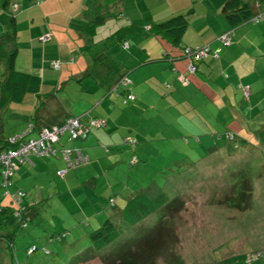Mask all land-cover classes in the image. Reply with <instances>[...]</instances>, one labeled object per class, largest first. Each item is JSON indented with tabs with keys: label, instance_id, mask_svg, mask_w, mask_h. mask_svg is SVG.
I'll use <instances>...</instances> for the list:
<instances>
[{
	"label": "rangeland",
	"instance_id": "rangeland-1",
	"mask_svg": "<svg viewBox=\"0 0 264 264\" xmlns=\"http://www.w3.org/2000/svg\"><path fill=\"white\" fill-rule=\"evenodd\" d=\"M110 19V23H117L119 18L113 16ZM149 28L145 27L142 33L147 37L136 32L122 39L130 46L135 45L136 40L138 43L141 40L156 58L161 53L166 55L160 51L159 42L148 37L151 34ZM135 35L140 37L134 41ZM81 42L82 39L77 41V44L80 43L78 46ZM19 45L20 56L25 57L28 46L23 42ZM103 49L105 56L115 63L114 76L129 71L127 77L130 90H133L135 82L132 71L118 62L120 53L127 52V47H122L116 39H108L100 47V50ZM51 54L54 56L52 51ZM76 56L72 54L68 63H73ZM41 57L35 56V65L40 63ZM80 57L83 59L85 56ZM157 60L153 64L163 67L167 63L169 66L158 69L153 81L147 82L152 92L149 90L141 98L136 94L138 100L144 99L149 103L142 105L138 111L128 109L121 99H116V92L106 85L92 86L90 92L87 91L91 81L95 80L91 76L79 82L61 81L58 88H54L58 92L53 90L57 94L50 97V101L59 97L55 119L61 117L64 111L78 116L91 108L95 113L105 115L103 106H111L110 101L118 100L116 110L119 115L125 116L123 120L131 123L129 127L133 134L141 129L139 140L145 137L142 136L144 133L152 135V139L140 140L141 145L137 150L129 144L123 146L122 160H109L103 169L90 173L91 176L96 173L100 180L105 181L104 176H100L104 172L108 182L113 185L118 183L119 187L112 190L106 185L94 187L82 181L95 197V209L88 202L80 208H74L73 202H67L68 194L74 195L76 190L82 189L74 183L62 186L60 180L63 178L51 168L42 171L37 168L32 177H25L24 183L28 186L36 184L34 193L41 196H36L34 201L38 202L26 226L19 223L11 207L6 212H0V264H109L113 257L118 260V253L137 255L142 252L141 264H264V147L259 141L254 142L252 136L256 133L248 130L242 132V137L248 139L250 144L238 141L235 147L234 142L226 140L225 132L237 133L236 130L242 125L238 126L236 120L231 121V117L227 123H219L212 116L209 122L210 126L215 125L216 132L213 148H203L205 140L202 139L200 144L198 141L194 143L195 139L191 136L186 139L191 145H183L184 140L180 138L183 137L182 132L175 118L180 106L188 108L189 112L192 109L186 102L169 97H175L179 92L189 96L190 90L180 85L178 75L168 60ZM72 67L78 68V64ZM60 70L51 69L53 73ZM147 75L152 77L153 72L150 70ZM65 77L67 74L62 79ZM84 80H87L86 84H83ZM168 83L172 88L168 87ZM139 87L141 89L142 86ZM99 91L106 95L103 105L96 103L98 100L95 97ZM122 91L123 87H120L118 92ZM1 122L2 119L0 128ZM118 122L128 126L121 120ZM3 123L6 131L16 126L15 118L7 114L3 117ZM255 127L258 131V126ZM68 141L71 140L65 133L60 136L56 147L67 146ZM133 155L137 158L134 164L130 161ZM200 157L203 158L198 160ZM190 158L194 160L191 168L182 170L189 166L187 159ZM40 160L48 165V158ZM84 166L74 168L72 172L79 177ZM4 190V187H0V195ZM157 197L160 202L178 197L183 203L178 204L171 216L167 215L165 207H161L132 226L126 224L117 213L118 209L110 205V199L121 206L133 198L152 200ZM109 217L117 225L119 234L111 243L98 249L90 241L89 233ZM8 238L12 240V247L8 246ZM160 240L162 243L156 251L148 250L150 245H157Z\"/></svg>",
	"mask_w": 264,
	"mask_h": 264
},
{
	"label": "crops",
	"instance_id": "crops-1",
	"mask_svg": "<svg viewBox=\"0 0 264 264\" xmlns=\"http://www.w3.org/2000/svg\"><path fill=\"white\" fill-rule=\"evenodd\" d=\"M241 1L248 5L252 15L264 11L263 0ZM226 2L227 0H0V8H2L0 10V47L4 52H10L16 48L15 68L29 73L32 77L22 101L2 102L0 93V120L2 119L0 140H9L25 132L29 124H34V116L39 124H49L55 121L52 117L58 112L56 102L59 97L50 101V98L45 99L44 96L50 95L53 90L58 92V89L54 88H58L61 81L67 83L68 80H77L79 82L84 77H88L83 74L91 67L92 62L81 49L86 43V36L82 29L86 24H89L88 20L94 13L99 12L107 17L102 25L95 28L94 41L97 38L103 39L104 36L113 33L119 27L130 23L145 28L182 13L186 15L188 25L179 46L172 45L158 35L150 34L148 37L159 42L160 51L165 52L166 55L158 54V58L169 61L176 76L178 75V78L184 83H188L184 87L189 88V93L192 95V104L186 102L188 94L179 92L175 97H169L176 98L181 103L186 102L192 109L189 112L188 108L184 109L183 106H180L175 118L182 132L181 136L183 137L180 138L184 140L183 145H191V142L186 140L187 137L191 136L195 139L194 143L198 141L200 144L202 139L205 140L203 148H213L216 132L215 125L210 126V116L217 118L219 123H227V119L230 117L231 121L236 120L238 126L241 124L242 127L236 130L237 133H233L239 138L240 143L249 145V140L242 137V132L248 130L256 133L255 126L259 128L264 124V21L259 24L246 21L231 27L225 18ZM113 16L119 18L117 23H110L111 19L109 20V18ZM229 29L233 30L232 40L230 45L225 46L218 40V36ZM47 35L49 38L43 40L42 38ZM142 35L147 37L145 34ZM136 37L139 39L140 36L135 35L134 41ZM79 39H82L80 46H78L80 43L77 44ZM20 42L28 46L25 57L20 56ZM205 44H209L211 48H220L219 53L199 63L195 74L188 75L189 82H187V77H184L187 75V59L182 55V47ZM127 50L124 54L123 52L120 53L118 62L120 61L119 63L132 71L131 75L135 87L129 91L135 95V99L130 100L125 105L128 109L138 111L142 105L149 103H146L144 99L138 100L136 94L141 98L143 95H147L149 90L152 92L151 86L147 82L153 81L158 69L166 68L169 64L165 63L162 65L163 67L157 63L153 64V62L158 61V58L152 56L154 52L149 51L141 40L139 43L136 40L133 46H130L129 43ZM51 51L54 56H52ZM72 54H77V56L74 57L73 63H68ZM38 55L42 56L41 61L35 65V56ZM80 55L85 57L82 59ZM52 60H59L60 69L63 68L62 70L59 69V73L51 71L53 68H51L50 62ZM75 64H78V68L72 67ZM5 70V64L0 57V81ZM150 70L151 73L153 72L152 77L147 75ZM128 73L129 71L125 70L127 76ZM64 74H67V77L62 79ZM86 82L87 80H84L83 84ZM100 84L101 81L96 79L91 81V87L87 91L90 92L92 86H101ZM139 85L142 86L141 89ZM170 88H172L171 85ZM245 88H249L251 91L249 100L243 98ZM117 95L118 98L116 99H121L122 102L123 93L120 92ZM105 96V93L102 95L100 91L98 92L95 97L98 100L97 105L105 103ZM121 96L122 98H120ZM116 101H110L111 106L108 104L103 106L105 115L95 113L93 108L78 116L64 111L65 116H81L83 123L90 129L86 138L68 141L67 146L64 147H78L88 156V162L80 172L79 177L72 172V169L76 167H68L59 156L48 157L47 165L40 160L45 159V157L31 155L18 166L13 173L12 181L7 187H4L5 190L0 195V205H10V196H7V192L12 194L16 190L22 189L26 192L24 199L27 209L31 210L32 218L33 207L38 202L34 200L37 198L36 196L40 197L41 195L34 193L37 185L28 186L26 182L24 183V178L30 175L32 177L37 168L41 171L51 168L56 175L63 178L60 180L62 186H70V183H74L82 189L76 190L74 195L68 194L67 202H73L74 208H80L88 202L95 209L96 205L93 202L95 197H92L93 195L82 181L85 180L86 184L94 187L106 185L112 187V190L119 187L118 183L114 185L109 183L104 172L100 176H104L105 181L100 180L96 173L92 176L90 173L96 169H103L109 160L115 162L122 160V147H127V144L122 142L123 137L132 136L136 138L137 143L132 146L136 150L141 145L140 140L151 141L152 139V135L144 133L142 136L145 137H140L139 140L141 129L135 130L133 134L129 127L131 123L123 120L125 116L119 115L120 113L117 112ZM203 109L205 110L204 113H202ZM6 114L8 117H14L16 122L14 123L16 126L8 129V131L5 130L3 123V117ZM94 119L105 120L106 126L98 128L91 125L90 122ZM120 120L127 123L128 126L125 127L120 124L118 122ZM253 127L254 129H252ZM35 134L34 130L31 133L28 132V136ZM252 138L254 142L259 141L256 134ZM160 140L164 139L160 138ZM191 156L194 157L193 154ZM134 157L135 155L130 159L132 164L137 162ZM201 158L203 157L198 160ZM187 160L190 161V164L182 170L191 168L194 162L191 158ZM63 169H66L65 172L59 174V171ZM9 186H11V190H9Z\"/></svg>",
	"mask_w": 264,
	"mask_h": 264
},
{
	"label": "trees",
	"instance_id": "trees-1",
	"mask_svg": "<svg viewBox=\"0 0 264 264\" xmlns=\"http://www.w3.org/2000/svg\"><path fill=\"white\" fill-rule=\"evenodd\" d=\"M252 17H253L252 12L248 8V5L243 4V2L241 0H227V2L225 4V18H226L227 23L231 27L239 25V24L246 22V21L253 23L251 21ZM106 18H107L106 16L100 14L99 12L97 14L94 13L93 16H91L89 18V20H88L89 24L88 25L86 24L85 27L83 26L84 28L82 27L83 28L82 32H84V35L86 36V38H85L86 43L82 46L81 49L83 52H85V54L88 55V57L90 58V60L92 62L91 67H89V69H87L83 75L84 76H91V77L95 78L96 80H98L99 82L101 81L100 85H106L108 87V89H111L112 87H114L118 83V81L120 80V78L123 76L124 73H122L118 76H114L115 63H114V61H112L110 59V57L105 56L104 49L100 50V47H102L107 42L108 39L109 40L116 39L119 41L120 45L122 46L123 42L126 41V40L122 39L123 37H126L130 33H136V32L143 33L145 28L143 26H139V25L130 23L128 25L121 26L120 28L115 30L113 33L106 35L105 38H103L101 40L99 39V40L94 41L93 36H94L95 28L98 27L99 25H102ZM262 21H264V20H261L259 22L253 23V24H259ZM187 25H188L187 17L185 14L181 13V14H176V15H174L168 19H165L163 21L152 24L149 28V31L151 34L158 35V36L162 37L163 39L167 40L172 45L179 46L180 42L182 40L183 33L187 28ZM12 31L14 32V30H12ZM205 45H208L210 49L208 50L207 55L205 57H201L198 59H194L193 57H185V55L183 54V49L187 46L182 47V55L185 57V59H187V75H184V77L186 76L187 79H188V75L195 74V72L197 71L199 63L207 60L209 57L215 56L216 53H219V51L216 52L217 48H211V46L209 44H205ZM205 45L189 46V47L195 48V47H202ZM0 50L2 51V53L0 54L1 55L0 57H1L3 63L5 64V67H6L5 72L1 75L2 80L0 81L1 100H2V102H4V101H6V102H8V101L20 102V101H22L23 96L26 94L28 85H29L32 77L29 73L19 71L15 68V60L17 57V49L16 48L10 52H4L2 47H0ZM53 61H56V60H52L50 62V66H51V68L56 69L53 66V63H52ZM98 63H99V65H98ZM189 65H193L195 67V69L193 71H190L188 69ZM179 81H180L182 86L188 85V83H184L183 80L179 79ZM187 82H189V79L187 80ZM168 87H170L169 83H168ZM127 89L130 90V84H127L124 86V90H127ZM129 90H127L125 92H130ZM250 93H251V91H250ZM52 96H54V94H50V95L47 94V96H44V98L49 99ZM191 96H192L191 94L189 96H187L186 102L189 101V104L193 103V99ZM249 97H250V94L247 96V98H245V97H243V98H244V100H249ZM134 99H135V95H134ZM129 101L130 100L126 101L125 97H124L122 103L126 104ZM43 104H44V102H43ZM69 117H73V116L72 115L65 116V114L63 113L62 117H60V118L55 119L54 117H52L53 119H55V121H53L52 123L39 124L37 121V118L34 116L33 119L35 120V122H34V124H32V123L29 124V126L25 130V132H23L25 134V135H23V139L37 138V137H39V132L42 129H44V128L52 129L54 126H60ZM84 126L86 127V129L88 131L86 132V134L84 136H79L76 139H84L87 137L90 129L86 125H84ZM105 126H106V123H104L103 125L95 126V127L104 128ZM259 128H260V130L256 131V136H257L258 140L260 141L261 145L264 147V124L262 126H259ZM33 130H34V132H36V134L34 136H28V132L31 133V132H33ZM65 133H68V131H64L63 133H61L58 136V139L54 142V147L56 149V153L54 155L46 156L45 158L52 157V156H59L64 160L60 151L66 146L61 145L59 148H57L56 144L59 143L60 136L65 134ZM225 133H226V140L231 141V143L234 142V146L236 147L237 143L239 141V138L236 137V135L233 132L228 131ZM132 138H134V137H132V136L123 137V140H122L123 144H130L131 146H135L137 143V139L134 138V139H136V141L134 143H132V142H130V140ZM76 139H69V134H68V140H76ZM0 145H1V147L8 146L9 140H4V141L0 140ZM69 149L72 152L71 157H74L75 156V150L79 149L83 153V155H85L87 157V160H86V162H82L78 165L68 166V167H76L77 168L79 166L85 165L88 162V156L83 152L82 149H80L78 147L69 148ZM135 160L137 161L136 156H135ZM64 161L67 164L66 160H64ZM21 164H18V166ZM18 166H17V168H18ZM12 177H13V175H12ZM12 177H11V181H12ZM18 192H21V194L18 196L19 198L17 200L15 198V196L17 195ZM8 195L10 196V205H8V206H5V205L1 206L0 205V212L1 213L6 212L7 208L11 207L12 211L14 212V215L17 216L19 223L22 226H26L27 222L31 219V216H30L31 210L27 209L28 207L26 204V200L24 199L26 192L22 189H18L12 194L7 192V196ZM182 203H183V201L181 199H179L178 197L171 199L169 201H165V202H160L158 197L154 198L152 200L146 199V198L145 199L144 198H139V199L133 198V199L128 200L125 204H122L121 206H117L115 200L110 199L111 207L117 208L118 209L117 213L120 215L122 220L130 226L135 225L137 222L141 221L145 217L153 214L155 211H157L161 207H165L167 215L171 216L173 210L178 206V204H182ZM118 234H119V230L117 228V225L109 217V218H105L104 221L102 222V224L98 228H96L95 230H93L89 233V239L98 249H100V248L108 245L109 243H111L113 240H115L117 238ZM8 241H9L8 246L12 247V240L10 238H8ZM161 243H162V241L160 240V242L157 245H156V243L153 244L152 246L150 245L148 250L156 251V249H158V246ZM133 254H128V255L121 254L120 255L118 253L116 255V257H118V260H116V258L113 257V258H111V260H110L111 262L109 264H141L142 262H140V260H142L143 252L141 254L138 253L137 255L135 253H133Z\"/></svg>",
	"mask_w": 264,
	"mask_h": 264
},
{
	"label": "built area",
	"instance_id": "built-area-1",
	"mask_svg": "<svg viewBox=\"0 0 264 264\" xmlns=\"http://www.w3.org/2000/svg\"><path fill=\"white\" fill-rule=\"evenodd\" d=\"M261 20H264V12H259L252 17V22L256 23ZM233 30L226 31L222 33L218 40L225 46L231 44ZM49 36H44L42 39L47 40ZM123 47H127L128 43L123 42ZM209 46L205 45L202 47H185L183 49V54L185 57H193L194 59H198L201 57H205L209 50ZM220 48L216 49V52L219 51ZM53 66L55 68L59 67L58 62H53ZM188 69L193 71L195 67L193 65H189ZM122 84L125 86L129 84L128 78L122 79ZM250 94L249 88H245L244 97ZM133 95L127 94L126 100L133 99ZM105 122L102 120L94 119L90 122L91 125L99 126L103 125ZM64 131H68L69 139H76L79 136H84L88 131L84 124L81 122L79 117H69L66 121L60 126H54L52 129L44 128L39 132V137L37 138H28L23 139L24 133L19 134L13 138L9 139V145L6 147H1L0 145V185L3 187H7L11 182V177L14 171L17 169L18 164L23 163L28 159L29 156H49L54 155L56 153V149L54 147V142L58 139V136ZM127 140V139H126ZM130 142L134 143L135 140L131 139ZM64 160H66L68 166H75L82 162H86L87 157L83 155V153L79 150H75V156L71 157V150L69 148H63L60 151ZM65 170L59 171V174H63ZM21 192H18L15 198L18 200V196Z\"/></svg>",
	"mask_w": 264,
	"mask_h": 264
},
{
	"label": "clouds",
	"instance_id": "clouds-1",
	"mask_svg": "<svg viewBox=\"0 0 264 264\" xmlns=\"http://www.w3.org/2000/svg\"><path fill=\"white\" fill-rule=\"evenodd\" d=\"M260 12H264V11H260ZM257 13H259V12H257ZM257 13H255L254 15H256ZM254 15H252V16H254ZM229 30H232V29H229ZM229 30H227V31H229ZM226 32V31H225ZM224 33V32H223ZM221 35V34H220ZM219 35V36H220ZM218 36V37H219ZM124 42H127V41H124ZM128 43V42H127ZM123 47V46H122ZM128 47V46H127ZM53 62H55V61H53ZM52 62V63H53ZM56 62H58V64H59V69H60V62H59V60H56ZM58 68H56V70L58 69ZM58 69V70H59ZM123 78H128L127 77V75L124 73L123 74V76L120 78V80L118 81V83L114 86V87H112L111 88V91H113V92H116V94H120V92H118V90H119V88L120 87H123V91L121 92V93H123V97H125V100H126V95L127 94H131V95H133L131 92H125V91H127V90H129V89H127V90H124V85L122 84V79ZM130 84V83H129ZM133 97H134V95H133ZM134 99V98H133ZM133 99H128V100H133ZM127 101V100H126ZM74 117H76V116H74ZM81 119V118H80ZM105 123H106V121L105 120H103ZM81 122L83 123V121H82V119H81ZM84 124V123H83ZM85 125V124H84ZM132 139H134V138H132ZM135 141H136V139H134ZM134 159H135V157H134ZM63 170H66V169H63ZM61 171V170H60Z\"/></svg>",
	"mask_w": 264,
	"mask_h": 264
}]
</instances>
